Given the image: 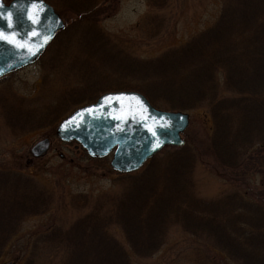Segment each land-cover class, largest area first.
<instances>
[{"label":"rangeland","instance_id":"obj_1","mask_svg":"<svg viewBox=\"0 0 264 264\" xmlns=\"http://www.w3.org/2000/svg\"><path fill=\"white\" fill-rule=\"evenodd\" d=\"M45 1L65 28L37 62L0 78V264L264 263V225L262 242L250 246L238 227L247 219L243 208L227 199L231 209H201L228 191L243 192L245 183H225L235 174L221 162L225 155L243 170L254 160L263 167L255 143L264 137V0ZM218 26L216 40L211 32ZM237 66L236 83L242 76V88L250 83L256 92L233 91ZM117 90L187 113L184 144L122 174L111 169V155L91 158L55 136L73 109ZM43 138L49 146L34 157L30 149ZM261 177L246 181L259 191L252 198L264 213ZM11 200L17 209L23 204L22 217L12 216ZM183 211L193 212L195 225L209 221L211 231H188ZM141 220L145 228L131 227ZM153 220L162 227L155 245L146 236L142 245L136 241L147 248L140 254L134 236ZM248 251L249 262L242 255Z\"/></svg>","mask_w":264,"mask_h":264},{"label":"water","instance_id":"obj_2","mask_svg":"<svg viewBox=\"0 0 264 264\" xmlns=\"http://www.w3.org/2000/svg\"><path fill=\"white\" fill-rule=\"evenodd\" d=\"M63 28L60 16L43 0H0V76L37 60ZM187 125V113L156 109L141 93L121 90L105 92L72 111L56 126L55 135L76 141L92 157L112 152L111 168L126 173L163 147L183 144L180 133ZM48 146L45 138L30 152L38 157Z\"/></svg>","mask_w":264,"mask_h":264},{"label":"trees","instance_id":"obj_3","mask_svg":"<svg viewBox=\"0 0 264 264\" xmlns=\"http://www.w3.org/2000/svg\"><path fill=\"white\" fill-rule=\"evenodd\" d=\"M246 6L248 7V8H250V9H252L253 7H250V6H248V4H247V1H246ZM222 29L220 30V27L218 26L213 32H211L212 33V36H215V37H218L216 40H219V36H220V34L222 33ZM219 34V35H218ZM201 48L202 47H198V49L199 50H201ZM201 53H203V51L201 52ZM216 61H219L218 59L217 60H214V64L216 63ZM238 63V62H237ZM264 63V62H263ZM240 65L242 64L241 62L239 63ZM238 64V65H239ZM236 70H235V74H234V77H233V80H232V84H234L235 85V89H233V91L234 92H236V93H239L240 91H243V92H246V93H250L248 90L250 89V90H252L253 92H256L254 89H252V87H250V83H247V85H245L243 88H242V84H245L246 83V79H244V77H242L241 76V78H240V80H238L237 81V83H236V77H237V75H238V73H239V69H240V67H236L235 68ZM204 75V73H202V76ZM258 75V73H256V75H254V76H257ZM202 76H201V78H202ZM195 80H196V82H199L200 83V81H199V79L197 78V76L195 77ZM202 80V79H201ZM240 83V84H239ZM239 85V86H238ZM137 89H139V88H137ZM140 90V89H139ZM141 91V90H140ZM242 97H244V95H242ZM214 99V98H213ZM212 102H214L215 103V101L214 100H212ZM222 103H223V101H222ZM221 103V104H222ZM210 104H211V102H210ZM221 104H220V106H221ZM220 106H219V110L218 111H216V112H218V113H220ZM213 109L214 110H217V106L216 105H214V107H213ZM212 115H214L215 116V114H212ZM250 139V142L246 145V147H245V149H244V154H245V152L248 154V155H246V159L249 157V156H251L252 154H249V151H248V146H251V144H252V140H251V138H249ZM260 145H262V148L260 147ZM264 137L262 138H259L258 139V143L256 144L255 143V147L256 148H258V149H262V151H264ZM177 147H169L168 149H163L162 151V153H168V152H173L174 151V149H176ZM251 148H254V146H252ZM260 155H262L260 152H258ZM263 156V155H262ZM256 157V156H255ZM236 158L235 157H233V156H231V157H227L226 155H225V157L222 159V163H223V165H227L225 168H229V169H232V170H234V173L235 174H227L223 179L226 181L225 183H234V184H237V185H239V182H243V183H245L244 184V187L242 188V193H237V192H233V193H231L230 191H228V194H225V195H222V196H218V199H217V201H214V202H206V201H204V202H202V201H198V204L200 205L201 204V202L203 203V204H209L208 206H205L204 207V205H202V210H204V211H206V212H208L209 213V211H207V210H209V209H211V210H216V212L218 211L219 213H220V209L222 208V209H231V208H229V207H226L225 205H224V203L226 202V200L228 199V200H231V206H234V207H238V208H243V216L244 217H246L247 219H245L246 221H244V222H241V223H239L238 224V227H240L241 229H242V233H244L245 232V235H244V240L247 238V240H249L250 241V246H252L254 243L255 244H257V245H260V243L262 242L261 241V235L259 234V232H258V229L259 228H261L263 225H264V213L263 212H261L262 210L258 207V204L257 203H255V200L252 198V197H257V195H259V191L257 190V189H255V187L254 186H252V182H250L249 180H247L246 181V177H247V179H250V177L253 175V174H261L262 176L264 175V156H263V162L261 163V166H263V167H259L258 165H256L257 164V162H256V160H254L253 161V163H250V165H247L246 167H245V170H243V163L241 162V163H237V162H231L232 160H235ZM230 166V167H229ZM223 169V168H222ZM227 172H229V171H227ZM220 173V172H219ZM245 177V178H244ZM262 178V177H261ZM262 183L264 184V177L262 178ZM261 183V184H262ZM6 191V190H5ZM260 196V195H259ZM227 197V198H226ZM15 198V197H14ZM15 200V199H14ZM190 200H192L191 198H187V201H190ZM21 202H23V200H20ZM16 204V201H13V200H11L10 201V209L9 210H11V213H12V216H15V217H22V215L24 214H22L20 211H25V209L23 210L22 209V206H23V204L21 205V207L19 206V209H17L16 207H18L17 205H15ZM187 204H189L188 202H187ZM194 205H195V207L196 208H200V207H198L197 205H196V201H195V199H194ZM1 207H3L2 205H0ZM16 208V210H12L13 208ZM173 208H174V214L175 213H177V210L179 209V207L178 208H176V206H173ZM203 208H205V209H203ZM33 210V209H32ZM31 210V211H32ZM189 209H187L186 211H188ZM0 213H2L1 212V210H0ZM193 213V212H192ZM192 213H189V212H182L181 214H182V216H183V220H184V222H186L185 223V228L188 230V231H190V232H194L193 230H191L190 229V227H192V226H190V225H193L194 227H196V228H200L199 229V231L202 233L205 229L207 230V231H211V224L210 225H208L209 224V221H202V222H200L198 219H197V221H196V225H195V223H194V220L192 219L194 216L192 215ZM263 213V214H262ZM127 216V215H126ZM196 218H198V217H196ZM249 221V222H248ZM123 224H124V226H125V228H126V230H128V232H129V234H131L130 233V228L131 227H133V226H136V227H144L145 228V226H146V222L145 221H143V220H141V222H136L134 225H132L131 226V224L130 223H127V221H124L123 222ZM149 225V226H148ZM147 225V230H146V233L145 232H138L134 237L136 238V239H134V241H135V244H136V247H137V243H136V241H138L139 242V239L142 237V236H146L147 238H148V240H149V242H151V241H153V245H155V238H153L154 236H155V234H156V229H161V227H162V225L161 224H159V221H152L151 223H149ZM131 226V227H130ZM223 225H220L219 226V229L221 230V229H223ZM132 232V231H131ZM220 234V231H216V235H219ZM129 236V235H128ZM130 237V236H129ZM140 243H141V245H142V238H141V240H140ZM161 245V244H160ZM160 245H157V247H159ZM219 246H220V244H218V246L216 245L215 247H214V249L215 250H217V251H219ZM138 249H140V251L138 252V253H140V254H142L143 253V251H146L147 250V248H140V247H137ZM134 251H137V250H135V248H134ZM220 252V251H219ZM252 252L251 251H248V252H245V253H242V255L244 256V258L246 259V261H251V257H250V254H251ZM55 255V254H54ZM237 258V256H236V254L234 255H232V259L233 260H235ZM52 260V259H51ZM50 260V261H51ZM49 261V262H50ZM262 262V264H264L263 263V261H261Z\"/></svg>","mask_w":264,"mask_h":264},{"label":"snow or ice","instance_id":"obj_4","mask_svg":"<svg viewBox=\"0 0 264 264\" xmlns=\"http://www.w3.org/2000/svg\"><path fill=\"white\" fill-rule=\"evenodd\" d=\"M33 22H35V21H33ZM0 38H4V37H2V36H0ZM154 135H155V133H153ZM158 146V145H157Z\"/></svg>","mask_w":264,"mask_h":264}]
</instances>
